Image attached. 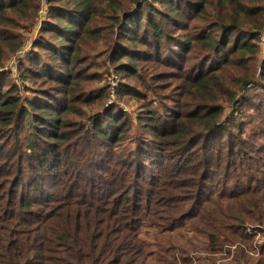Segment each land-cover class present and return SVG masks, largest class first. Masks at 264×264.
<instances>
[{
	"label": "rangeland",
	"instance_id": "obj_1",
	"mask_svg": "<svg viewBox=\"0 0 264 264\" xmlns=\"http://www.w3.org/2000/svg\"><path fill=\"white\" fill-rule=\"evenodd\" d=\"M23 1L0 0V99L15 105L0 109V161L5 165L14 158L9 184L0 183V199L12 196L10 184L21 177L18 197L39 200L41 186L58 202L76 200L68 192L59 193L63 187L53 178L34 173V154L26 147L36 134L25 123L29 105L58 100L57 107L49 104L57 112H29L56 122L54 131L64 138L57 144L64 148L59 163L66 183H74L68 167L78 168L83 180L92 173V185L100 188L113 186L115 178L132 169V181L141 187L135 197L141 200L183 198L190 201L179 204L188 209L200 189L227 207L244 203L230 199L239 189L220 169L219 156L233 142L241 147L236 152L247 156L244 169L258 163L264 171V0H137L126 15L119 10L124 0ZM56 14L73 20L77 35L72 43L46 30L52 18H59ZM126 16H140L138 32L127 33ZM152 19V29L161 28V37L145 28ZM82 23L84 29L78 27ZM246 36L244 52L238 43ZM62 44L67 46L63 50ZM113 111L125 119L122 124L110 122ZM160 132L167 136L160 138ZM178 133L179 138L174 136ZM137 153L152 159L132 167ZM92 156L101 161L87 162ZM252 183L250 189H264V173ZM222 192L226 196L221 197ZM187 209L184 214L191 213ZM167 217L166 212L158 215V222L170 229ZM195 221L180 218L182 229L174 234L182 239L177 243L188 248L189 263L233 264L237 245L205 252V231L193 229ZM245 228L259 231L258 247L264 243V227ZM16 229L17 238L23 236V230ZM160 231L148 229L144 235L148 256H164L159 244L166 243L151 238ZM171 256L169 262H175V256L183 264L186 255L176 251Z\"/></svg>",
	"mask_w": 264,
	"mask_h": 264
},
{
	"label": "trees",
	"instance_id": "obj_2",
	"mask_svg": "<svg viewBox=\"0 0 264 264\" xmlns=\"http://www.w3.org/2000/svg\"><path fill=\"white\" fill-rule=\"evenodd\" d=\"M26 1L24 0L23 3ZM136 1L124 0L125 4H121L122 8L119 10L124 11L123 15H126L127 8L135 4ZM147 5L145 10L149 12L151 5ZM34 8L37 9V6L34 5ZM56 15L59 18L56 20L52 18L53 22L46 26V30L52 32L53 37L56 38L57 35L64 42L72 43L76 33V29L71 27L73 20L68 21L64 15ZM73 16H79V13L73 14ZM125 20L129 31L127 33L132 34L139 31L140 16L135 20L126 16ZM84 24H78V27L81 28ZM152 25H155L153 19L144 26L154 30ZM154 31H158L155 33L158 37L162 36L161 28L156 26ZM247 40L246 36L238 43L244 52L248 50ZM61 47L63 50L67 46L62 44ZM52 51L56 53L55 48ZM67 51H70V55L74 53L70 46ZM58 81H64V79L60 78ZM41 99L45 100V98H40V101ZM44 102L43 106L31 103L29 107L34 112L35 110H45L47 113L57 112L49 104L57 107L55 103H59L58 100L53 103H49L47 100ZM14 106V104L0 99V109L3 111L11 110ZM32 110L29 109V111ZM29 111L25 123L27 128L34 129L36 134H32L33 136L26 147L34 154L32 161L37 165L34 168V173L40 175L39 177L42 175L53 178L63 187L59 193L68 192L72 197L75 196L76 200L58 202L51 197L53 194L43 190L41 186L37 188L39 200H35V198L27 200L26 196L18 197L17 195L22 184L19 182L21 177L15 183L10 184L13 189L12 196L7 195L8 198L4 201L2 198L0 199V214H2L0 216V264H178L175 256V262L167 260L176 251L186 255L182 257L183 264H190L186 251L188 248L178 244L177 242L182 239L177 234L174 235L182 229L179 224L180 218L181 220H196L191 227L197 230L201 228L205 231L206 239L203 247L205 252L212 253L218 249L221 250L226 244H236V257L233 264H264V243L258 247L259 244L255 242L256 232L259 231L249 232L245 228L247 224L264 227V189H250L253 185L252 182H258V177L264 171L258 163L255 166L247 165L245 169L243 168L245 165L243 161L247 156L243 152H236L238 148H241L239 145L231 142L230 146L220 150L219 159L220 169L229 177L228 179L234 181L236 188L239 189L238 193L230 196V199H244V203L240 207H227L223 203H219L222 200H210L211 198L205 196L199 189L194 204L187 209L180 206L179 203L182 201L187 204L186 201L190 200L183 198L182 200H175V198L141 200L135 197L137 189H141V187L132 181V169H128L131 173L123 171L122 175L115 178L112 181L113 186L100 188L92 185V181L95 182V175L92 173H90L92 177L89 180H83L81 177L78 178V168L74 170L68 167L69 178L71 177L74 183L71 180L66 183V177L61 178L62 170L65 168L63 164L59 163L61 158H65V154L61 150L64 148L57 144V141L64 138L54 131L56 122L40 114L32 115ZM109 120L118 125V123L122 124L125 119H119V113L113 111ZM40 124L45 127L39 126ZM240 131L239 128L238 133ZM99 133L107 135L105 132L99 131ZM157 136L164 139L167 133L160 132ZM174 136L180 137L179 133ZM43 137L47 140H43ZM36 140L39 141V144ZM131 158L129 157V162ZM96 159L101 161L100 156L96 158L92 156L87 159V162H93ZM151 159L152 156L148 154L137 153L134 163H130L132 167H141L143 160L151 161ZM13 160L14 158L6 159L5 165L0 161L2 163L0 165V183L9 184L7 179L11 177L9 171L14 166ZM66 161L68 163V160ZM98 169L103 168L99 165ZM110 175L113 176L112 171ZM88 181L91 186L83 184ZM157 183L158 180L151 185L152 189ZM151 191L148 194H151ZM224 196L226 194L222 192L221 197ZM61 200H63L62 197ZM186 209L191 213L184 214ZM234 211L235 214H232ZM164 212L168 214L166 223H170V229L161 227L165 223L158 222V215L163 217ZM183 214L184 216H182ZM16 228L23 230V236L17 238L20 233ZM159 228L160 233L151 238L166 243L159 244L162 250L161 254L164 256H148L146 236L144 235L149 233L148 229ZM190 244L193 248L198 247L197 244ZM51 253L56 257L50 256ZM251 253L257 254L259 257L253 256Z\"/></svg>",
	"mask_w": 264,
	"mask_h": 264
},
{
	"label": "built area",
	"instance_id": "obj_3",
	"mask_svg": "<svg viewBox=\"0 0 264 264\" xmlns=\"http://www.w3.org/2000/svg\"><path fill=\"white\" fill-rule=\"evenodd\" d=\"M114 85H115V87H116V84H114ZM115 87H114V88H115Z\"/></svg>",
	"mask_w": 264,
	"mask_h": 264
}]
</instances>
